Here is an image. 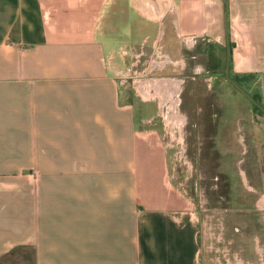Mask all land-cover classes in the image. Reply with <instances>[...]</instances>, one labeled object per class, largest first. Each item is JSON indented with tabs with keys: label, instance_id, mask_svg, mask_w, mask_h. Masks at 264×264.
<instances>
[{
	"label": "crops",
	"instance_id": "obj_1",
	"mask_svg": "<svg viewBox=\"0 0 264 264\" xmlns=\"http://www.w3.org/2000/svg\"><path fill=\"white\" fill-rule=\"evenodd\" d=\"M130 61L259 82L264 0H0V264H222L172 181L158 108L136 117L119 81ZM135 87L180 103L173 81Z\"/></svg>",
	"mask_w": 264,
	"mask_h": 264
},
{
	"label": "rangeland",
	"instance_id": "obj_2",
	"mask_svg": "<svg viewBox=\"0 0 264 264\" xmlns=\"http://www.w3.org/2000/svg\"><path fill=\"white\" fill-rule=\"evenodd\" d=\"M128 38L122 44L135 42L134 37ZM126 65L118 74L119 81H124L134 99L136 117L155 115L158 108L154 122L166 148L172 181L191 197L200 222L207 223L211 257L222 264L225 260L264 264V205L259 203L264 200V76L259 82L255 78L259 74L244 77L231 71L227 76L241 78L242 88L258 95L260 110L230 80L224 81V71L195 75L175 72L174 65L167 63L163 70L150 73L140 70L141 63L133 68L131 61ZM194 75L196 81L190 79ZM216 76L219 79L212 87L203 81ZM150 79L178 83L177 107L170 108L168 100L159 108L156 97L152 102L139 100L135 83ZM176 109L185 117L180 129L175 119L168 118Z\"/></svg>",
	"mask_w": 264,
	"mask_h": 264
},
{
	"label": "flooded vegetation",
	"instance_id": "obj_3",
	"mask_svg": "<svg viewBox=\"0 0 264 264\" xmlns=\"http://www.w3.org/2000/svg\"><path fill=\"white\" fill-rule=\"evenodd\" d=\"M143 68H141L140 70H142ZM230 80V82H231V84L232 85H234L235 86V84L237 85V86H239L243 91H245L246 92V90H244L243 88H242V86L244 85L243 84V80L241 79V78H237V77H235L234 78V76L232 77V78H230L229 79V77H228V81ZM185 83V82H184ZM183 84V83H182ZM236 87V86H235ZM237 88V87H236ZM241 91V90H240ZM242 92V91H241ZM244 93V92H243ZM247 93V92H246ZM245 94V93H244ZM249 96H247L246 94V96L250 99V101H251V103L254 105V106H256V107H258V109H260L261 110V108H259V105H260V103H259V101H258V97H257V95L256 94H254V95H251V94H249V92L247 93ZM261 112V111H260ZM264 112V111H263ZM262 201H264V200H262ZM262 201H260L259 203H260V205L262 206V205H264V203L262 202Z\"/></svg>",
	"mask_w": 264,
	"mask_h": 264
},
{
	"label": "built area",
	"instance_id": "obj_4",
	"mask_svg": "<svg viewBox=\"0 0 264 264\" xmlns=\"http://www.w3.org/2000/svg\"><path fill=\"white\" fill-rule=\"evenodd\" d=\"M164 65H160V67H157L156 69H162ZM155 67H151L148 71L151 73L152 71H154ZM145 72V70L143 71ZM182 82V81H181Z\"/></svg>",
	"mask_w": 264,
	"mask_h": 264
},
{
	"label": "water",
	"instance_id": "obj_5",
	"mask_svg": "<svg viewBox=\"0 0 264 264\" xmlns=\"http://www.w3.org/2000/svg\"><path fill=\"white\" fill-rule=\"evenodd\" d=\"M235 86L239 89V90H241L242 92H244L247 96H249L245 91H243L239 86H237L236 84H235Z\"/></svg>",
	"mask_w": 264,
	"mask_h": 264
},
{
	"label": "trees",
	"instance_id": "obj_6",
	"mask_svg": "<svg viewBox=\"0 0 264 264\" xmlns=\"http://www.w3.org/2000/svg\"><path fill=\"white\" fill-rule=\"evenodd\" d=\"M257 95V94H256ZM258 96V95H257Z\"/></svg>",
	"mask_w": 264,
	"mask_h": 264
}]
</instances>
